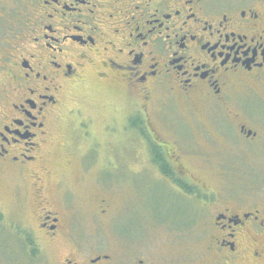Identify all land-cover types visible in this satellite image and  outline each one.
Listing matches in <instances>:
<instances>
[{"label": "flooded vegetation", "instance_id": "af4514ba", "mask_svg": "<svg viewBox=\"0 0 264 264\" xmlns=\"http://www.w3.org/2000/svg\"><path fill=\"white\" fill-rule=\"evenodd\" d=\"M255 102L264 0H0V245L13 214L10 236L47 264H195L146 246L159 233L201 246L197 264H264V206L208 180L213 127L264 133L241 115ZM75 164L88 198L61 188ZM121 181L137 203L119 204ZM112 216L116 249L88 251Z\"/></svg>", "mask_w": 264, "mask_h": 264}, {"label": "rangeland", "instance_id": "374dc122", "mask_svg": "<svg viewBox=\"0 0 264 264\" xmlns=\"http://www.w3.org/2000/svg\"><path fill=\"white\" fill-rule=\"evenodd\" d=\"M97 99L96 96L95 100ZM177 111L178 112H175L173 110L172 113L168 109V115H163L165 118L172 121L171 125L178 123V118H181V113L179 110ZM214 115L219 119V115L223 114L216 112ZM241 115L248 128L257 131L258 120L264 119V104L255 102L251 105H247ZM117 116L121 119L123 115ZM217 127V129L213 127L214 129L211 131L214 132L215 135V145L212 148L213 164L210 166L211 175L208 177L209 182L215 188L216 192H225L231 197H243L248 205L264 206V133H258L256 139L247 140L234 132L232 128L227 131V129L223 128L221 125ZM197 140L202 146L206 145L205 142H203L201 134L197 135ZM89 159L90 157L88 160ZM86 164H88V162ZM74 166L75 167L71 169L70 177H63L62 183H60L61 188H69L77 194L79 198H88L91 193L94 192L93 174L81 175L79 165L75 164ZM55 185L56 183H54V187L52 186L51 189L55 197H57L64 190L57 189ZM106 185L112 187L111 182L106 183ZM128 187L129 186L122 181L119 184V196H117L119 204L126 205L129 199H133L136 203L138 202L135 201V197L138 198L139 193L142 192L143 189H129ZM107 194L112 195V193L110 192L109 194L108 191ZM141 200L144 202L143 193L141 194ZM143 202H141L142 207L144 206ZM89 210L90 209L84 208V214H89ZM137 214V206L135 205V213L131 214L128 220L131 228L138 224ZM24 217L23 219L20 218L22 222L26 219V216ZM113 217L114 216L107 221H103L102 226L97 230H94L89 225L87 234L89 239L95 242V247L87 248L88 251L99 250L101 252H112L116 249ZM15 218H18V215L7 214L9 223L7 229L9 231L2 234V239L7 241V243H4L2 246L0 245V264H47L45 263V259L43 260V257L49 251L43 248V255L39 256L41 259H34L29 255V252L32 251L31 248L25 247L22 242L10 236V231L14 230L12 226L10 227V221ZM159 235L162 234H151L145 241L147 244L146 246L153 249L159 257L167 258L169 256V260L172 261L183 258V261H186L189 260V256H191L192 262L195 264L199 263L202 257L204 258L201 252V246L191 248L182 244L174 248L168 244L169 241L166 240L165 235ZM191 252L193 253L192 255Z\"/></svg>", "mask_w": 264, "mask_h": 264}, {"label": "trees", "instance_id": "16d2710c", "mask_svg": "<svg viewBox=\"0 0 264 264\" xmlns=\"http://www.w3.org/2000/svg\"><path fill=\"white\" fill-rule=\"evenodd\" d=\"M23 245H24L25 247H27V246H26V244H24V243H23ZM31 252L33 253V252H34V249H32V251H31Z\"/></svg>", "mask_w": 264, "mask_h": 264}, {"label": "water", "instance_id": "95a60500", "mask_svg": "<svg viewBox=\"0 0 264 264\" xmlns=\"http://www.w3.org/2000/svg\"><path fill=\"white\" fill-rule=\"evenodd\" d=\"M251 135V133H248V136H250Z\"/></svg>", "mask_w": 264, "mask_h": 264}]
</instances>
